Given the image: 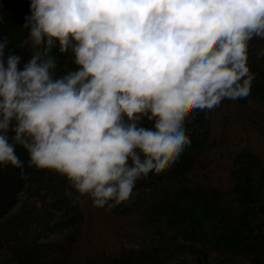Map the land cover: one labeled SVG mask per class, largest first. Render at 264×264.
<instances>
[{
	"label": "clouds",
	"instance_id": "1",
	"mask_svg": "<svg viewBox=\"0 0 264 264\" xmlns=\"http://www.w3.org/2000/svg\"><path fill=\"white\" fill-rule=\"evenodd\" d=\"M28 8L19 46L30 58L0 37V165L23 174L20 145L30 166L60 174L106 210L179 158L189 112L249 95V42L264 40V0H29ZM54 48L70 52L76 69L57 77Z\"/></svg>",
	"mask_w": 264,
	"mask_h": 264
},
{
	"label": "trees",
	"instance_id": "2",
	"mask_svg": "<svg viewBox=\"0 0 264 264\" xmlns=\"http://www.w3.org/2000/svg\"><path fill=\"white\" fill-rule=\"evenodd\" d=\"M28 3L0 0V37L9 38L8 48L23 61L30 58L27 47L19 46L26 35L20 25L29 13ZM262 50L264 40L253 38L249 42L247 64L255 74L249 95L224 99L213 110L234 101L250 105L264 116V56L258 55ZM53 54L58 57L57 77L76 69L70 52L61 54L54 48ZM188 115L185 130L190 144L172 165H164L159 172L150 171L132 189L142 193L130 205L144 227L138 246L106 254L100 264L178 263L183 253L193 255V264H234L231 258L236 257H243L242 264H264V140H258V151L243 144L241 137L235 146L226 148L211 133L207 109ZM139 123L152 126L146 118ZM15 152L24 162V173L14 166L5 174L1 169L0 242L14 243L19 264H49V252L69 254L81 234L80 195L60 174L30 166L22 146L16 145ZM217 157L221 161L216 162ZM69 192L71 196L66 195ZM20 193L23 203L11 212ZM56 213H60L57 224L66 230L63 243L36 245L39 224ZM47 224L45 218L41 228L48 230ZM212 255L215 260H210Z\"/></svg>",
	"mask_w": 264,
	"mask_h": 264
},
{
	"label": "rangeland",
	"instance_id": "3",
	"mask_svg": "<svg viewBox=\"0 0 264 264\" xmlns=\"http://www.w3.org/2000/svg\"><path fill=\"white\" fill-rule=\"evenodd\" d=\"M224 106L219 110H207L212 135L219 138L221 144L225 145L226 148L235 146V141L241 137L243 144H247L251 149L258 151V140H264V116L262 112L254 111L250 105H241L234 101ZM217 161H221V159L217 157ZM29 183H31L30 180ZM141 195L142 193L132 191L128 199L110 210H106L104 207H94L87 195H80L79 206L83 217L81 234L77 241L71 245L69 254L60 256L56 252H49V264H55V262L59 264H100V260H104L106 254H119L120 249L127 250L126 248L129 247H137V241H140L139 235L144 231V227L138 221L136 210H132L130 205L140 199ZM23 200L24 196L20 193L10 211L18 210ZM59 215L60 213L52 214L51 218L44 216L48 221L47 227L49 229L41 228L45 225L44 218L43 223L39 224L40 231L36 236V245L52 246L63 243L66 230L61 229L57 224ZM16 249L12 242H0V264H19L20 260H17L18 257H16L19 255L14 253ZM181 255L178 263L168 264H193L192 262L195 260L193 255L190 253ZM242 258L236 257L231 258V260L235 261L234 264H242L244 262ZM210 260H215V256L212 255ZM24 262L27 261L24 260Z\"/></svg>",
	"mask_w": 264,
	"mask_h": 264
},
{
	"label": "bare ground",
	"instance_id": "4",
	"mask_svg": "<svg viewBox=\"0 0 264 264\" xmlns=\"http://www.w3.org/2000/svg\"><path fill=\"white\" fill-rule=\"evenodd\" d=\"M10 166H11L10 164L0 165V172H1V169H3V173L5 174L6 172H8V169H10Z\"/></svg>",
	"mask_w": 264,
	"mask_h": 264
}]
</instances>
